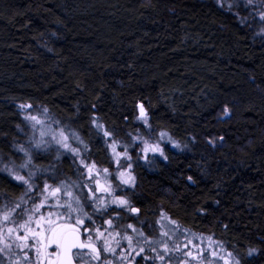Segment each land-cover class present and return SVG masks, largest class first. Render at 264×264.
<instances>
[{
  "label": "trees",
  "instance_id": "16d2710c",
  "mask_svg": "<svg viewBox=\"0 0 264 264\" xmlns=\"http://www.w3.org/2000/svg\"><path fill=\"white\" fill-rule=\"evenodd\" d=\"M236 2L0 0V155L20 159V105L31 104L69 123L108 166L91 120L143 132V102L158 130L145 138L164 156L137 161L128 148L130 198L149 221L168 214L241 264H264V33L250 17L239 22ZM36 162L75 178L68 156ZM3 176L0 202L22 191Z\"/></svg>",
  "mask_w": 264,
  "mask_h": 264
},
{
  "label": "snow or ice",
  "instance_id": "6c2138e0",
  "mask_svg": "<svg viewBox=\"0 0 264 264\" xmlns=\"http://www.w3.org/2000/svg\"><path fill=\"white\" fill-rule=\"evenodd\" d=\"M228 7L231 11L232 5ZM234 14L241 24L248 23L250 17L264 33V0H237ZM20 107L25 109L28 130L24 132L28 136L26 143L17 142L14 147V152L21 154V162L0 155L2 179L22 190L17 198L5 195L0 202V264H132L128 253L139 256L141 264L148 260L153 264H174V261L177 264H212L209 256L223 264H241L238 253L234 256L233 251L225 249L219 241L213 248L211 238L210 252L206 256L202 247L204 238L182 229L170 217L167 218L172 225L170 229L165 230L166 226L160 224L159 229L148 234L121 218V211L136 216L141 212L119 188L121 184L135 188L133 154L128 148H140L137 161L147 160L149 153L164 156L158 141L149 142L145 138L158 130L153 129L143 102L136 106V119L141 122L143 132L134 130L133 134L123 129H108L97 118L91 120L96 133L102 134V143L110 149V154L106 153L108 166L93 159L89 155L90 145L79 132L51 115L47 108L34 109L31 104ZM224 114L231 115L227 107ZM158 135L163 138L166 133L160 131ZM118 138H126L121 151H117ZM173 146L179 147L178 144ZM39 156L54 157L56 161L68 156L76 165L75 179L65 176L63 170L52 163L46 168L40 167L36 162ZM113 179L119 182L117 188L112 187ZM117 190L120 195H116ZM177 232L187 233L183 242ZM123 241L127 242L126 246L122 245ZM175 253L180 256L177 258ZM254 253L255 249L250 248L247 254Z\"/></svg>",
  "mask_w": 264,
  "mask_h": 264
},
{
  "label": "flooded vegetation",
  "instance_id": "af4514ba",
  "mask_svg": "<svg viewBox=\"0 0 264 264\" xmlns=\"http://www.w3.org/2000/svg\"><path fill=\"white\" fill-rule=\"evenodd\" d=\"M110 171H112V169L110 168ZM101 181L103 183V177H101ZM112 183V187L113 188H117L118 185V181L113 179L111 181ZM120 189H123L126 192L127 198L131 201V203L137 206L136 202H134V200L132 198H130V196L128 195V190H130L131 188L125 186V185H119ZM116 195H120V191L117 190ZM140 208V207H139ZM147 215L144 214L141 210L140 215L136 216L135 214L132 213H128V212H123L121 211V218L124 220L125 223H131L133 224L135 227L139 228H143V230L145 231V234H148L150 232H152L154 229H159L160 224H164L165 230H168L172 227V225H170L168 223L167 218H171L172 220H174L170 215L168 214H162V216H160L159 218H154L152 220H147ZM163 217V218H162ZM139 221H142L143 223H139ZM159 221V223H157ZM99 221H97V225H99ZM114 223H116V221H114ZM178 224V223H177ZM129 232L131 233V230H129ZM177 235H179V232H177ZM118 239V238H117ZM126 241L122 242L123 246H126ZM119 251V250H118ZM206 254V252H205ZM175 256L178 258L180 256V253H175ZM128 260L132 262V264H141V258L139 256H136L135 253H128ZM143 264H153V262L151 260H148L146 262H143ZM174 264H177V261H174ZM207 264V262H206Z\"/></svg>",
  "mask_w": 264,
  "mask_h": 264
},
{
  "label": "rangeland",
  "instance_id": "374dc122",
  "mask_svg": "<svg viewBox=\"0 0 264 264\" xmlns=\"http://www.w3.org/2000/svg\"><path fill=\"white\" fill-rule=\"evenodd\" d=\"M21 109V111H22V113H23V119H24V114H25V109H22V108H20ZM28 111H31V110H28ZM26 123V122H25ZM28 130H26V132H27ZM29 135H30V133H29ZM27 138H28V136H27ZM165 139V138H164ZM168 140V139H167ZM27 141V140H26ZM122 149H120V147L118 146V144H117V151H121ZM138 153H140V148L138 147ZM108 153L110 154V149H108ZM155 154H159V153H155ZM155 154H153V153H149V155L148 156H150V155H155ZM45 160H46V158H44ZM52 159H54L53 157H52ZM17 163H20L21 162V160L19 159V160H17L16 161ZM121 163H123V160L121 161ZM72 179H75V178H72ZM179 235H180V239H181V241L183 242L184 241V238H185V235H187V233H185L184 235H181L180 233H179ZM197 237V236H196ZM196 243H199V241H196ZM209 243H210V241H208V243L205 241V240H203V245H202V247L205 249V252H206V256H208L209 255V252H210V250H209V248H208V245H209ZM211 244H212V247L213 248H215V245L216 244H213L212 243V241H211ZM217 251L219 252V254L220 255H222L221 254V252H220V250L219 249H217ZM209 259L212 261V264H221L222 262L221 261H218L217 260V258H215V257H211V256H209Z\"/></svg>",
  "mask_w": 264,
  "mask_h": 264
}]
</instances>
